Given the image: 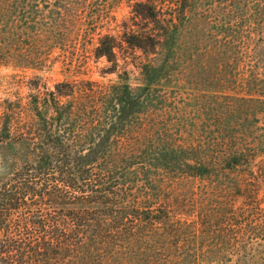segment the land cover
I'll return each instance as SVG.
<instances>
[{"label": "trees", "instance_id": "1", "mask_svg": "<svg viewBox=\"0 0 264 264\" xmlns=\"http://www.w3.org/2000/svg\"><path fill=\"white\" fill-rule=\"evenodd\" d=\"M122 2L120 32H103ZM194 21L218 29L236 71L230 97L260 123L264 0H0V64L38 69L85 36L117 73L121 47L154 55L177 22ZM152 69L140 68L137 90H150ZM126 74L0 100L11 162L0 264H264V131L190 144L161 135Z\"/></svg>", "mask_w": 264, "mask_h": 264}, {"label": "rangeland", "instance_id": "2", "mask_svg": "<svg viewBox=\"0 0 264 264\" xmlns=\"http://www.w3.org/2000/svg\"><path fill=\"white\" fill-rule=\"evenodd\" d=\"M113 10L102 25L103 32L110 30L116 34L128 18L129 9L122 2ZM177 23L170 38L154 55L121 47L117 73H108L111 65L104 59H94L95 40L90 43L85 36H80L72 47L53 49L38 69L0 64V100L25 99L30 93L28 88L36 83L48 90L65 80L110 84L118 81L117 74L126 72V82L136 96L144 95L141 110L158 122V126L155 124L161 135L166 133L176 141L190 144L239 132L256 135L263 132L264 120L255 122L252 108L233 102L230 97L237 93L231 91L236 71L225 66L230 56L219 46L218 29H212L206 22ZM143 65L153 66L150 72L153 82L146 92L137 90L145 85V77L140 73ZM8 154L9 150L0 148V179L11 167Z\"/></svg>", "mask_w": 264, "mask_h": 264}]
</instances>
